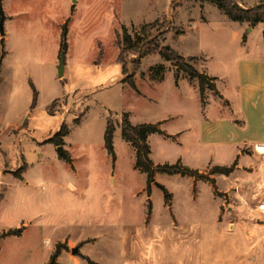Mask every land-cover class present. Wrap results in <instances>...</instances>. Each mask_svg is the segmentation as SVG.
I'll return each mask as SVG.
<instances>
[{"label": "rangeland", "instance_id": "1", "mask_svg": "<svg viewBox=\"0 0 264 264\" xmlns=\"http://www.w3.org/2000/svg\"><path fill=\"white\" fill-rule=\"evenodd\" d=\"M67 1L47 0L46 6L38 5L41 16L35 24L42 30L46 25V48L36 53L19 50L11 54L6 64L9 85L15 77L21 85L20 105L24 106L28 100L33 103L30 80L39 95L33 117L27 114L21 119L19 112L12 117V122L21 125L29 120L32 132L23 128L18 137L8 132L0 135V166L4 164L3 171L11 174L0 169V264H49L52 253L47 237L58 234L60 219L65 220L72 234L94 235L96 230L85 220L95 202L101 201L102 206L111 209L112 239L118 242L112 244V252L116 256L120 234L138 229L137 225L145 219L151 203L145 190L147 174L134 169L135 155L131 143L123 136L121 121L124 113H131L136 123L165 117L167 107L174 102L170 94L172 74L158 90V102L139 96L125 80H134L140 71V52L124 53L120 58L116 32L122 33L126 25L133 37L144 36L142 26L157 20L156 27H151L145 36V43L153 39L170 45L181 55L204 52L220 57V46L232 52L236 45L224 26L216 34L204 28L200 32L189 29L183 36H176L187 19L198 14L192 9L200 3L195 0H106L97 2L90 11H83L82 24L69 19L70 47L65 55V73L59 78L63 25L59 26L58 20L71 15ZM5 6L24 5L7 0ZM206 11L212 14L210 9ZM22 24L19 22L16 26ZM4 26L9 29V22H4ZM16 61L24 72L13 69ZM161 62L166 61L153 53L148 54L143 65L154 64L155 71H160ZM165 64L169 67L170 63ZM55 94L62 97L49 110L58 113L50 115L45 107ZM108 117L115 124V158L105 146ZM77 118L82 119L80 124L75 123ZM64 123L70 128L65 148L70 151L73 164L61 158L47 140ZM25 171L29 184H22L16 177L17 172ZM167 177L165 183L176 194L174 210L182 223L179 224L172 212L175 224L173 228L165 227L168 214L163 212L162 191H155L151 197L153 219L150 214L149 222L144 223L143 236L138 233L141 244H154L149 264H264V221L256 212L262 199L242 200L243 205L230 193L218 192L223 205L217 212L211 187L203 185L201 203L193 209L186 179ZM24 220L25 223L33 220V224L22 236H2L5 230ZM155 238L159 242H154ZM62 264L73 262L65 260Z\"/></svg>", "mask_w": 264, "mask_h": 264}, {"label": "crops", "instance_id": "2", "mask_svg": "<svg viewBox=\"0 0 264 264\" xmlns=\"http://www.w3.org/2000/svg\"><path fill=\"white\" fill-rule=\"evenodd\" d=\"M6 1L2 0V6L6 17L5 24L9 22L10 27L9 29L5 28L4 39L7 55L3 59L0 72L2 78L0 83V135L3 132H8L10 135L14 134L18 137L23 128L29 133L32 132L29 120L25 121L26 125L25 123L21 125L19 122H12V117L17 112L21 119L27 114L33 117L38 103L33 108L32 102L30 103L29 100L24 106L20 105L18 98L21 85L15 76V80L9 85L5 74L6 64L11 54L19 50L36 53L46 48V25L42 30L41 27L38 29L35 23L41 16L38 13V7L46 6L48 3L47 0H11L19 1L24 5L11 8L5 6ZM101 1L105 2L106 0H68L67 5L71 6V15L69 17L66 15L62 20H58L59 26L64 25L69 19L82 24L81 13L85 10L90 11L92 6ZM260 1L238 0L243 7L255 6ZM192 9H196L198 14L191 15L185 22L184 28L177 32L176 36H183L189 29L200 32L204 28L209 29L212 34H216L220 33V28L224 26L232 34L236 43L232 52L224 46H220V53H222L220 57L204 52L183 55L196 57L191 63L199 71L215 77L213 81L215 89L207 87L202 97L197 79H191L187 73L181 71L179 80L176 81L175 67L170 61L165 60L170 63L169 67L166 66V62L160 63L164 66L162 72L155 71L154 64L145 67L143 64L148 55L141 58L140 71L134 79L136 89L131 86L139 96L148 98L150 102H158L157 92L164 86L166 77L172 74L173 86L170 94L174 97V102L167 107L166 116L136 123L129 113L130 121L135 125L159 123L162 132L151 133L148 136L151 148L150 157L155 164H174L180 161L188 168L210 174L214 180L212 182L209 179H197L189 175H170L157 172L149 196L152 204L150 214L153 219L154 206L151 197L155 191L160 189L163 198V212L168 214L166 228H173L175 224L172 212L179 224L182 223L174 210L176 194L165 183L168 179L167 176H178L179 180L186 179L189 185V202L193 209H197L201 203L203 194L201 187L203 185L211 187V198L217 212L223 205L222 196L219 193H230L239 204L245 202L242 200L254 201L258 198L264 202V23L251 26L248 21L231 20L217 4L209 1L198 3ZM207 9H210L212 14H208ZM19 22L23 23L20 27L16 26ZM70 28H68V34ZM69 47L70 43L68 42V50ZM208 64L211 66H207ZM21 66L20 62L16 61L13 69L16 72L23 71ZM23 67L25 68V66ZM29 76L32 78L31 73ZM125 82L129 84V82ZM32 83L30 80V84ZM56 84L57 82H55ZM185 89L190 92H186ZM37 92L39 95L38 90ZM192 93L194 94L192 95ZM60 97L62 96L55 94L48 99L45 108L50 115L58 113V111L51 112L49 110ZM191 97H193L192 105L189 102ZM58 129L56 132L59 131ZM39 143L42 144L41 141ZM50 144L58 151L56 145ZM132 148L135 155L134 169L139 170L135 166L137 150L133 145ZM116 161L114 160L115 165ZM3 165L0 166L2 171ZM233 165L234 169L229 174L211 173L214 167H231ZM19 180L22 181V184H29L26 171L23 172L22 178ZM160 185L164 186L171 194L168 199L165 198V193ZM150 214L147 212L142 223L136 224L138 229L131 230V232L129 230V234L128 232L120 234V249L117 256L112 252V244L116 245L118 242L112 239V218L109 206H102L99 201L90 207L89 216L84 220L96 230L97 233L94 235L72 234L67 228L69 226L64 224L65 220L60 219L58 225H61V229H58V234L52 238L47 237V240L51 242V255L60 246V253L55 264H62L65 260L73 262V264H149L152 258L151 254L154 253L151 246L154 244L146 243L144 246L138 241V238L143 236L146 229L144 223L145 221L149 222L147 218ZM41 216L43 217V215ZM74 217L76 218V216ZM42 222H44L43 219ZM21 224L23 232L20 236L33 224V220H28L26 223L24 220L10 229L21 228ZM191 225L193 224H189V226ZM124 226L127 229V225ZM153 240L159 242L158 238ZM78 245L80 254H74L72 250Z\"/></svg>", "mask_w": 264, "mask_h": 264}, {"label": "trees", "instance_id": "3", "mask_svg": "<svg viewBox=\"0 0 264 264\" xmlns=\"http://www.w3.org/2000/svg\"><path fill=\"white\" fill-rule=\"evenodd\" d=\"M200 3H204L206 1L217 4V6L222 9L225 14L234 21H248L251 26H255L259 23H264V0H261L257 5L252 7H243L238 0H195ZM6 19L2 0H0V20L1 18ZM68 20L63 25L62 37H61V49L60 56H65L68 52ZM158 21H154L152 23H146L142 26V33L136 34L135 37L128 31V28L123 26L122 33L116 32L117 34V45L121 49L120 58L124 53L137 51L140 52V57H144L148 54L158 53L165 60L170 61L175 67V78L178 82L179 73L181 71L188 74L191 79H197L199 82V88L201 92V96H204L206 88L215 89V84L213 83L215 77H211L205 72L199 71L190 61L196 59V57H188L179 54L175 49H173L170 45L161 44L158 41L154 42V40H150L145 43V36L149 35V29L151 27H156ZM264 34V33H263ZM3 37L0 39V72L3 63V59L7 55V50L5 46V39ZM140 58V59H141ZM140 59L138 61H140ZM159 72L164 71V66L159 65ZM125 71V68H124ZM2 78L0 76V83ZM129 82V84L136 89V84L133 79L125 80ZM32 87L34 89V99L32 103V108L37 103L38 92L32 83ZM80 118H77L75 123H81ZM121 128L123 136L136 148L137 150V158H136V168L145 172L147 174V194L151 195L152 192V184L155 182V175L157 172L167 173L170 175L173 174H181L183 176L189 175L193 176L197 179H209L214 182V180L210 177V174L201 173L198 170H193L184 166L180 161L174 164H155L150 157L151 148L148 143V136L151 133L162 132L159 127V123H140L133 124L130 121L129 113H124L121 121ZM114 132H115V124L113 120L108 117L107 126L104 134L105 146L115 158L114 151ZM70 133L69 126L64 123L60 130L56 132L51 138L48 139V142L53 143L58 147L59 156L65 159L70 164H73V158L70 152L65 148V137ZM234 165L231 167H214L211 170V173H222L229 174L233 171ZM17 178H22V174L17 172ZM161 189L165 193V198L168 199L171 194H169L168 190L160 185ZM152 204L148 205V213H151ZM23 232V227L17 229H9L2 233V236H10L16 235L20 236ZM60 253V246L57 247L56 252L52 255L49 264H55L57 258Z\"/></svg>", "mask_w": 264, "mask_h": 264}, {"label": "water", "instance_id": "4", "mask_svg": "<svg viewBox=\"0 0 264 264\" xmlns=\"http://www.w3.org/2000/svg\"><path fill=\"white\" fill-rule=\"evenodd\" d=\"M4 22H5V20H4V18L2 17L1 20H0V33H1L2 35L5 33ZM64 67H65V56H62V57H61V67H60V69H59V77H62V76L64 75V69H65ZM79 248H80L79 245L76 246V247H74L73 250H72L73 253H74V254H80V252H79Z\"/></svg>", "mask_w": 264, "mask_h": 264}, {"label": "built area", "instance_id": "5", "mask_svg": "<svg viewBox=\"0 0 264 264\" xmlns=\"http://www.w3.org/2000/svg\"><path fill=\"white\" fill-rule=\"evenodd\" d=\"M256 211H257L258 214H260L259 219L264 221V202H260L256 206Z\"/></svg>", "mask_w": 264, "mask_h": 264}]
</instances>
